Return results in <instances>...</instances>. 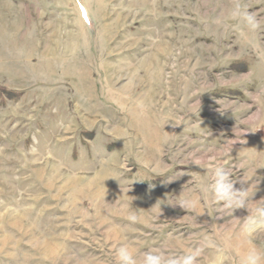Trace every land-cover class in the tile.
<instances>
[{
    "label": "rangeland",
    "instance_id": "1",
    "mask_svg": "<svg viewBox=\"0 0 264 264\" xmlns=\"http://www.w3.org/2000/svg\"><path fill=\"white\" fill-rule=\"evenodd\" d=\"M121 249L264 264V0H0V264Z\"/></svg>",
    "mask_w": 264,
    "mask_h": 264
},
{
    "label": "clouds",
    "instance_id": "2",
    "mask_svg": "<svg viewBox=\"0 0 264 264\" xmlns=\"http://www.w3.org/2000/svg\"><path fill=\"white\" fill-rule=\"evenodd\" d=\"M243 19L246 21L247 25L250 29L254 30L259 26V21L256 19L255 15L248 12L243 14ZM132 219H135V217H131ZM254 224V221H249V225L247 227V231H252V225ZM121 259L127 264H131V255L128 249H121L120 252ZM150 264H159V258L158 257H149ZM260 254L255 249H250L244 258V264H260ZM183 264H192V257H188L184 260Z\"/></svg>",
    "mask_w": 264,
    "mask_h": 264
}]
</instances>
